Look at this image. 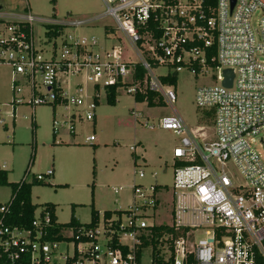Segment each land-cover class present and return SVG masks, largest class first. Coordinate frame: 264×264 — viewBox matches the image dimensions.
Segmentation results:
<instances>
[{
	"label": "built area",
	"instance_id": "2783aa9c",
	"mask_svg": "<svg viewBox=\"0 0 264 264\" xmlns=\"http://www.w3.org/2000/svg\"><path fill=\"white\" fill-rule=\"evenodd\" d=\"M101 1L105 11L96 20L114 22L115 28L105 26L106 33L120 31L140 61H124L120 46L96 52L97 40L86 37L69 38L65 45L74 50H65L62 59L43 60L34 47L32 23L45 20L0 13V64L12 68L13 103L63 106L68 115L61 123L53 120L55 133L57 127L73 130L76 122H94L106 87L120 85L134 98L148 89L173 105L176 91L162 78L184 70L206 77L211 71L213 84L197 88L195 104L212 112L214 138L198 143L193 132L201 128L189 131L176 113L161 118L159 127L179 138L170 196L162 199L156 182L134 184L125 212L109 219L100 215L94 227L66 229L60 239L50 237L48 212L35 213L26 230L9 224V208L0 204V264H264V0H235L233 8L232 0H214L213 7H206L208 0ZM137 65L143 79L136 78ZM225 70L233 72L231 88L223 86ZM71 73L92 83L91 95L79 84L75 94L65 92L63 78ZM23 89L26 94L20 95ZM230 167L237 176L229 175ZM136 174L146 176L141 169ZM52 176L48 170L36 181Z\"/></svg>",
	"mask_w": 264,
	"mask_h": 264
},
{
	"label": "rangeland",
	"instance_id": "374dc122",
	"mask_svg": "<svg viewBox=\"0 0 264 264\" xmlns=\"http://www.w3.org/2000/svg\"><path fill=\"white\" fill-rule=\"evenodd\" d=\"M104 11L101 0H0V12L8 15L30 14L45 20L32 23L34 47L43 60L62 59L65 50H74L65 45L70 43L69 38L81 40L86 37L97 40L96 52L110 49L113 45L120 46L124 61H140L125 36L113 29L114 22L107 17L96 20ZM259 17L260 13L254 15L253 27H256ZM86 20L92 21L89 26L73 28L70 25L73 21ZM57 25H63L64 31L51 34ZM105 26H112V31L106 33ZM157 73L165 74L166 70L158 69ZM212 76L211 71L206 77H194L187 70L180 72L173 86L177 101L162 107L150 108L146 103H138L122 87L117 90L116 105L110 106L101 92L94 122H76L73 130H69L68 126L57 127L59 132L54 133L53 120L61 123L68 112L63 106L33 108L27 103H13L12 68L2 63L0 171L8 173L10 183H18L28 168L27 183H36L31 193V201L38 207L36 215L44 205L52 204L61 224L70 221L72 209L74 214L76 210L75 216L82 224L90 223L93 209L101 213L125 212L133 201L131 187L134 184L147 186L156 182L162 187L160 197L165 199L172 191V155L179 138L172 131L160 128L159 121L176 113L183 118L189 131L202 129L199 133L193 132L200 137L198 143L211 142L214 138V116L196 107L195 92L201 85L213 84ZM77 84L86 93L92 94V83L81 75L71 73L64 77L62 87L68 95H73ZM22 94H26L24 89ZM25 99L29 96L25 95ZM89 136H94L96 141L86 142ZM260 138L264 139V135ZM253 144L259 150L258 142ZM140 169L145 171L144 179H139L136 174ZM48 170H54V177L45 178L43 182L36 181L37 175ZM228 170L229 175H238L233 167ZM154 172L157 174L155 180L151 178ZM115 189L121 190L115 193ZM11 194V188L0 187V204H5Z\"/></svg>",
	"mask_w": 264,
	"mask_h": 264
},
{
	"label": "trees",
	"instance_id": "16d2710c",
	"mask_svg": "<svg viewBox=\"0 0 264 264\" xmlns=\"http://www.w3.org/2000/svg\"><path fill=\"white\" fill-rule=\"evenodd\" d=\"M207 6H214V0L206 1ZM64 26H55L53 33L51 34H60L64 31ZM215 54L214 48L210 51L209 56ZM211 66L214 68L216 67L215 64L211 63ZM145 76L144 70L137 65L136 66V78L143 79ZM177 74H172L166 78H162L163 83L169 84L171 86L176 85L177 83ZM120 85L109 86L105 88V96L106 102L110 106H115L117 103L118 93L117 90L119 89ZM135 101L138 103H146L148 107H162L165 105L162 98L155 92L146 89L144 93L135 96ZM210 112V111H208ZM212 113V112H211ZM210 114V113H208ZM33 158V156H32ZM28 173V168L26 169L25 173L23 174L20 182L18 183H10L8 181V173L6 171H0V187H9L11 188L12 194L10 199L5 203V206L9 208V216H8V223L17 226L22 229H32V224L35 219V212L38 209L37 206L33 205L31 201V193L32 187L34 184H28L24 181L25 175ZM39 185V184H38ZM94 194L92 193V199ZM48 212L50 214L51 222H52V229H50L51 235L58 236L60 232L66 229H74L77 230L79 228H89L94 227L98 224L99 221V213L96 210H92V219L88 224H81L74 216V209H72L71 219L67 224L58 223L56 215H55V206L52 204H46L42 207L41 214ZM122 211H105L102 215L105 219H109L113 213H120ZM54 238V237H53ZM60 235L57 239H60Z\"/></svg>",
	"mask_w": 264,
	"mask_h": 264
},
{
	"label": "water",
	"instance_id": "95a60500",
	"mask_svg": "<svg viewBox=\"0 0 264 264\" xmlns=\"http://www.w3.org/2000/svg\"><path fill=\"white\" fill-rule=\"evenodd\" d=\"M235 4V0H232V8ZM224 81H223V86L226 88H231L232 87V80H233V72L231 70H225L224 71Z\"/></svg>",
	"mask_w": 264,
	"mask_h": 264
},
{
	"label": "crops",
	"instance_id": "0c3cea01",
	"mask_svg": "<svg viewBox=\"0 0 264 264\" xmlns=\"http://www.w3.org/2000/svg\"><path fill=\"white\" fill-rule=\"evenodd\" d=\"M0 13H4V12H0ZM4 14H7V13H4ZM135 100V99H134ZM96 141V140H95ZM94 141V142H95ZM87 142V141H86ZM2 171H4V170H2ZM28 171H30L29 169H28ZM52 177H54V170H53V176ZM60 186H63V184L62 185H60ZM133 186V185H132ZM66 187H67V185H66ZM131 190H132V187H131ZM97 212L99 213V215H102L103 213H101L99 210H97ZM55 215H56V208H55ZM76 215V210H75V214H74V216ZM56 218H57V221H58V217H57V215H56ZM75 218H76V216H75ZM77 219V218H76ZM78 220V219H77ZM78 222H80L79 220H78ZM58 223H60L59 221H58ZM81 223V222H80ZM82 224V223H81Z\"/></svg>",
	"mask_w": 264,
	"mask_h": 264
}]
</instances>
